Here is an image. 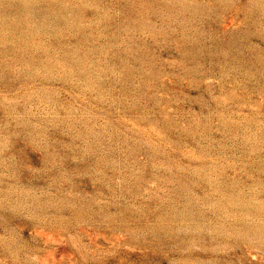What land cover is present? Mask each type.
I'll list each match as a JSON object with an SVG mask.
<instances>
[{"label": "rangeland", "instance_id": "obj_1", "mask_svg": "<svg viewBox=\"0 0 264 264\" xmlns=\"http://www.w3.org/2000/svg\"><path fill=\"white\" fill-rule=\"evenodd\" d=\"M0 264H264V0H0Z\"/></svg>", "mask_w": 264, "mask_h": 264}]
</instances>
